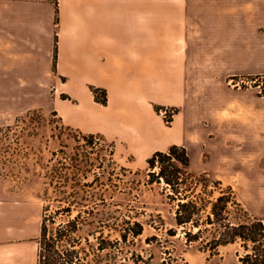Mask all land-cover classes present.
<instances>
[{
	"label": "crops",
	"instance_id": "obj_1",
	"mask_svg": "<svg viewBox=\"0 0 264 264\" xmlns=\"http://www.w3.org/2000/svg\"><path fill=\"white\" fill-rule=\"evenodd\" d=\"M258 74L264 0H0V82L49 85L64 124L112 140L133 168L172 144L194 172H209L192 169L201 154L230 163L240 144L262 157L264 96L229 82ZM163 105L179 108L171 125ZM22 230L0 226V264H33Z\"/></svg>",
	"mask_w": 264,
	"mask_h": 264
},
{
	"label": "rangeland",
	"instance_id": "obj_2",
	"mask_svg": "<svg viewBox=\"0 0 264 264\" xmlns=\"http://www.w3.org/2000/svg\"><path fill=\"white\" fill-rule=\"evenodd\" d=\"M229 82L237 88L257 87L264 96V74L236 75ZM50 91L47 84L0 82V226L24 228L23 237L34 242L33 264L37 261V238L44 211L47 205L56 208L58 204L52 196L58 181L73 175L94 194L92 207L103 209V196L110 205L106 209L111 208L112 214H103L107 222L104 232L114 241L118 263L238 264L241 247L237 243L220 245L215 253L207 250L205 242L188 243L183 226L175 221L178 200L168 196L166 184L149 181L147 164L133 168L121 162L113 153L116 148L112 140L64 124L52 109ZM166 107L172 110L167 123L171 125L179 108L163 105L158 111ZM240 145L233 147L234 161H208V155L201 154L192 169L208 168V174L221 180L222 186L232 187L245 208L264 216V193L256 190L264 185V155L256 160L253 148ZM218 194L216 189L215 196ZM135 220L143 223V232L138 236L130 234L124 240V227ZM88 228L91 227L85 230ZM172 230L175 235L169 234ZM99 234L97 231L96 236ZM89 238L96 243L92 233Z\"/></svg>",
	"mask_w": 264,
	"mask_h": 264
},
{
	"label": "trees",
	"instance_id": "obj_3",
	"mask_svg": "<svg viewBox=\"0 0 264 264\" xmlns=\"http://www.w3.org/2000/svg\"><path fill=\"white\" fill-rule=\"evenodd\" d=\"M92 89L97 101L107 103L105 88ZM190 164L186 147L178 144L157 150L147 159L149 181H163L170 190L168 196L178 200L175 221L183 226L186 241L205 242L211 253L220 245L237 243L241 247L238 264H264V216L254 215L245 208L230 185L222 186L223 182L212 178L208 172L192 171ZM57 185L52 196L58 204L56 208L47 205L42 217L36 264H120L114 241L104 232L107 222L103 214H112L111 208L106 209L110 205L105 202L104 194H101V203L105 212L104 208L100 210L90 205L94 194L84 189L86 184L78 176L60 179ZM68 186L70 190L65 189ZM216 189L219 190L217 196ZM86 227L91 228L86 231ZM91 229L100 231L98 236L91 232L97 238L96 243L89 238ZM143 230V223L135 220L124 227L122 237L127 240L130 234L138 236ZM169 234L176 232L172 230Z\"/></svg>",
	"mask_w": 264,
	"mask_h": 264
},
{
	"label": "built area",
	"instance_id": "obj_4",
	"mask_svg": "<svg viewBox=\"0 0 264 264\" xmlns=\"http://www.w3.org/2000/svg\"><path fill=\"white\" fill-rule=\"evenodd\" d=\"M171 111L172 110L169 109L168 107L161 110V113L164 116L166 123L170 122V119H169L170 113L169 112H171Z\"/></svg>",
	"mask_w": 264,
	"mask_h": 264
}]
</instances>
